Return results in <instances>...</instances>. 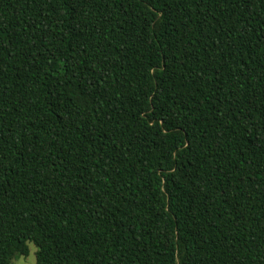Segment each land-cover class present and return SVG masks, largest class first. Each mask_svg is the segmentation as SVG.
<instances>
[{
	"label": "trees",
	"instance_id": "1",
	"mask_svg": "<svg viewBox=\"0 0 264 264\" xmlns=\"http://www.w3.org/2000/svg\"><path fill=\"white\" fill-rule=\"evenodd\" d=\"M264 264V0H0V264Z\"/></svg>",
	"mask_w": 264,
	"mask_h": 264
},
{
	"label": "rangeland",
	"instance_id": "2",
	"mask_svg": "<svg viewBox=\"0 0 264 264\" xmlns=\"http://www.w3.org/2000/svg\"><path fill=\"white\" fill-rule=\"evenodd\" d=\"M30 247V255L28 257H19L15 264H36L37 262V248L33 244H29Z\"/></svg>",
	"mask_w": 264,
	"mask_h": 264
}]
</instances>
